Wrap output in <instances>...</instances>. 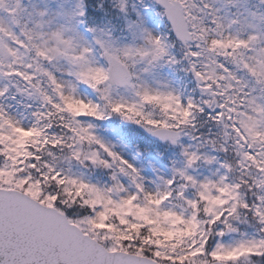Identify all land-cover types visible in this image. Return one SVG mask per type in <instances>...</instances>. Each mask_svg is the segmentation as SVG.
I'll use <instances>...</instances> for the list:
<instances>
[{"label": "snow or ice", "instance_id": "6c2138e0", "mask_svg": "<svg viewBox=\"0 0 264 264\" xmlns=\"http://www.w3.org/2000/svg\"><path fill=\"white\" fill-rule=\"evenodd\" d=\"M0 264H264V0H0Z\"/></svg>", "mask_w": 264, "mask_h": 264}]
</instances>
